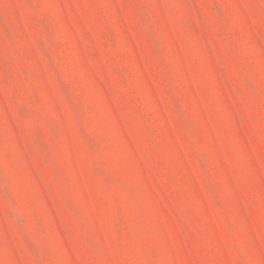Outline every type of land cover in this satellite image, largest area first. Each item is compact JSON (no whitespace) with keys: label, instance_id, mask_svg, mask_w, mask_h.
Listing matches in <instances>:
<instances>
[{"label":"rangeland","instance_id":"obj_1","mask_svg":"<svg viewBox=\"0 0 264 264\" xmlns=\"http://www.w3.org/2000/svg\"><path fill=\"white\" fill-rule=\"evenodd\" d=\"M0 264H264V0H0Z\"/></svg>","mask_w":264,"mask_h":264}]
</instances>
